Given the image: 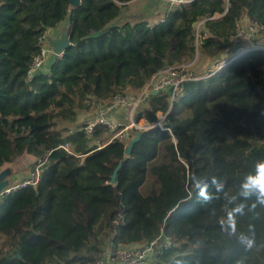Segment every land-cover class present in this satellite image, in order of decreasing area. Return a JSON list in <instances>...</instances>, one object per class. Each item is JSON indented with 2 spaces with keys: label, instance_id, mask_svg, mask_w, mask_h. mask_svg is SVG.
<instances>
[{
  "label": "trees",
  "instance_id": "trees-1",
  "mask_svg": "<svg viewBox=\"0 0 264 264\" xmlns=\"http://www.w3.org/2000/svg\"><path fill=\"white\" fill-rule=\"evenodd\" d=\"M132 1L0 0V170L25 155L39 166L35 183L0 198V264H93L110 241L136 247L162 228L176 243L146 264H264V205L241 194L264 160V49L212 73L234 50L241 20L263 26L254 36L261 42L264 0H194L158 22H123ZM204 19L207 37L198 40ZM64 24L72 45L28 80L40 37ZM198 51L213 67L183 84L169 130L136 129L128 155L129 140L106 137L108 127L78 130L93 105L136 93ZM145 101L135 121L153 123L171 103L169 91Z\"/></svg>",
  "mask_w": 264,
  "mask_h": 264
},
{
  "label": "built area",
  "instance_id": "built-area-1",
  "mask_svg": "<svg viewBox=\"0 0 264 264\" xmlns=\"http://www.w3.org/2000/svg\"><path fill=\"white\" fill-rule=\"evenodd\" d=\"M163 1L166 2L167 7L172 8L180 4L186 5L187 3H191L194 0ZM205 20L206 19L201 20L197 23L196 38H198V40L200 38L203 39L207 37L206 32L202 33L200 31V27ZM262 29V25H260L259 23H255L250 24L246 31H237L236 34L233 35L231 38V45L234 47V50L231 51L227 55V57L217 63L212 73H215L216 71L227 67L230 63L240 58L241 56H244L251 50L264 49V45H258L253 41L254 36ZM40 41L42 42L41 51L33 58L32 65L28 69L26 77L28 80H31L32 77L38 72V70L42 68L45 63L44 61L46 55L50 49V40L47 31L44 33V35L40 37ZM198 78H200V76H195L193 72L190 71V64H175L169 66L166 69L158 72L157 74H154L150 81L147 83V85L136 93H127V95L125 96L116 94L113 96L110 103H107L105 105H93L92 108L94 110L92 111V113H90L91 117L87 119L86 123L82 124L78 128V130L84 132L85 135L91 136L94 133L96 127L105 126L108 127V129L112 133L114 132L113 137L119 138L126 137L128 135V128L133 127H136L139 130H143L157 126L161 129L169 130V128L165 127L166 118L172 104L174 103V101H176L177 97L182 94L183 84L188 80H195ZM154 91H157V93H164L166 91H169V100L171 102L170 107L165 112L157 111V119L153 123L149 121L147 122L144 119L135 121L134 115L137 110V107L143 101H145L148 95L154 93ZM87 102L90 103V100H88ZM122 107H124L125 110H127L128 112L127 114H129L130 122L128 124L126 122L123 123L119 121L118 118H114L110 115L112 112H115ZM62 147L66 150L68 149L69 151H71L69 143L62 145ZM38 178L39 171H37V173H33L31 177L27 178V180H24L20 183H17L15 185L8 184L7 187H5L0 192V198L14 188L25 187L27 183H35ZM175 243L176 242L173 241L172 237L164 233L163 228L161 229V233L158 237L138 247H116L110 241L109 245L103 251L101 257L97 258L93 264H146L150 261L152 254L155 250L163 252V250L170 248L172 244Z\"/></svg>",
  "mask_w": 264,
  "mask_h": 264
},
{
  "label": "rangeland",
  "instance_id": "rangeland-1",
  "mask_svg": "<svg viewBox=\"0 0 264 264\" xmlns=\"http://www.w3.org/2000/svg\"><path fill=\"white\" fill-rule=\"evenodd\" d=\"M154 2L157 3V5H158V9H157L158 12L157 13L154 12L152 14L150 9H148L149 11H147L146 9L151 7ZM166 9H168V7H167L166 2H164L163 0H157V1L156 0H134L128 5V7H125V9H123L120 17H122V20H124L126 18L130 22L146 17V18L150 19V21L152 23L153 22V16H154V18H158V17L162 16L164 14V11H166ZM123 13H124V15H123ZM149 13H151V14H149ZM125 14H126V16H125ZM133 14L135 15V17L133 16ZM238 23H239V25L237 26V31H246L248 29V26L250 25L245 20H241ZM238 28H239V30H238ZM253 41L258 45H264V36L261 38L260 43H257L255 41V39H253ZM187 64H190V71L193 72V74L195 76H198V75H203L206 72L211 70V68L213 67L212 66L213 60L209 57L207 58V57L203 56L198 51L196 53V55L191 60H189L185 65H187ZM133 93H128V94H133ZM176 100H178V101L174 105L175 108H179V107H182L184 105L185 99H183V97L181 95L179 97H177ZM143 107H146V101H143L137 107V110L142 109ZM93 110H94L93 108L89 109V113ZM115 113H119V112H115ZM88 115L89 114H87V116ZM117 118L119 119V121H121L123 123L126 122L128 124L130 122L129 121V118H130L129 114H127V117H126V115L119 113ZM80 120H82V119H80ZM120 129H122V128H120ZM136 129H137L136 127L128 128V130H127L128 135L122 139H127L130 141V139L133 138V137H131L133 135L132 132H134ZM137 130H139V129H137ZM105 136L106 137L114 136V132L111 133V131L109 130L107 133H105ZM34 161H35V159L32 156L25 155V156H22V157L16 159L13 163L6 164V166L4 168H2L0 170V172L8 167L10 169V172H11V174L8 177V179L11 181L10 185H15L17 183L24 181L25 180L24 178L31 177V175L36 172L35 168H37V170L39 169V166H34L31 164V162H34Z\"/></svg>",
  "mask_w": 264,
  "mask_h": 264
},
{
  "label": "clouds",
  "instance_id": "clouds-1",
  "mask_svg": "<svg viewBox=\"0 0 264 264\" xmlns=\"http://www.w3.org/2000/svg\"><path fill=\"white\" fill-rule=\"evenodd\" d=\"M241 189V194L244 197L250 198L255 196V204L264 205V160L258 161L255 164L254 171L245 176ZM201 195L206 196V189L202 190ZM255 204H253V207H255ZM241 211L242 208L237 207L233 213H230V217ZM241 242L245 243L249 248L253 246V240L245 236H241Z\"/></svg>",
  "mask_w": 264,
  "mask_h": 264
},
{
  "label": "water",
  "instance_id": "water-1",
  "mask_svg": "<svg viewBox=\"0 0 264 264\" xmlns=\"http://www.w3.org/2000/svg\"><path fill=\"white\" fill-rule=\"evenodd\" d=\"M70 3L73 7H76L81 3V0H70ZM69 32H70V29L68 27H65L58 37L49 41L54 51L55 58L62 56L65 50L72 45V42L69 39ZM156 93L157 91H154V94ZM140 136H141V133L137 134L136 136L130 139L128 147L126 149L127 155L130 153L133 147V144L140 138ZM174 140L177 141L175 138ZM119 168H120V165L113 172L111 180H110L111 182H115ZM10 174L11 172L8 167L0 172V192L5 187H7L8 184H10L11 181L8 179Z\"/></svg>",
  "mask_w": 264,
  "mask_h": 264
},
{
  "label": "crops",
  "instance_id": "crops-1",
  "mask_svg": "<svg viewBox=\"0 0 264 264\" xmlns=\"http://www.w3.org/2000/svg\"><path fill=\"white\" fill-rule=\"evenodd\" d=\"M157 1V0H156ZM148 9H150L151 11H153V12H158L157 11V9H158V5H157V3H153L152 4V6L151 7H149V8H147L146 10L147 11H149ZM149 14H151V13H149ZM123 15H124V13H123ZM125 16H126V14H125ZM133 16L135 17V15L133 14ZM121 20H122V17H121ZM125 20H128V19H124L123 20V22L125 21ZM153 20H154V22L155 21H157V20H159L158 18H154L153 17ZM129 21V20H128ZM66 26H65V24L63 25V26H61V27H57V28H50V29H48V37H49V40H52V39H54V38H56V37H58L59 35H60V33L62 32V30L65 28ZM50 49H49V51H48V53H47V55H46V58H45V63H44V65L42 66V68L40 69V70H38V71H43V72H46V71H48L49 70V68H50V66H51V64H52V61H53V59H55V55H54V51H53V49H52V47L50 46L49 47ZM227 57V56H226ZM225 58V57H224ZM223 60V59H222ZM208 75V74H207ZM206 76V75H205ZM115 112H119V113H121V114H123V115H126V113H127V110H125V108L124 107H122V108H120V109H118L117 111H115ZM115 112H112L110 115L111 116H113L114 118H117V116L119 115V113H115ZM90 113H92V111L90 112ZM89 112L87 113V114H90ZM83 116V115H82ZM87 116V115H86ZM85 117V115L82 117V119ZM136 247H138V246H142V245H139V244H136L135 245Z\"/></svg>",
  "mask_w": 264,
  "mask_h": 264
}]
</instances>
